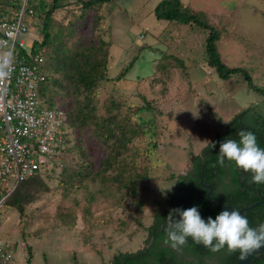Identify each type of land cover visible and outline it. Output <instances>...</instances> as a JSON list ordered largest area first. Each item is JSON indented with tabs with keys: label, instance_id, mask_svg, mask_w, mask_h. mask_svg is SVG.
I'll return each instance as SVG.
<instances>
[{
	"label": "rangeland",
	"instance_id": "obj_1",
	"mask_svg": "<svg viewBox=\"0 0 264 264\" xmlns=\"http://www.w3.org/2000/svg\"><path fill=\"white\" fill-rule=\"evenodd\" d=\"M160 1L111 0L101 9L103 20L96 34L92 31V19L82 30L83 34L92 38L100 35L111 42L108 79L102 82L96 94L100 112L105 111L104 105L112 98L123 102L128 109L145 107L147 100L153 103L154 110L135 115L138 119L153 117L151 121L155 124L149 127L145 135L135 138L133 146L139 153L130 157L136 162L135 168L149 176V179L141 182L140 194L128 207L141 223L130 224L125 232L116 231L113 226L119 225L117 217L128 216L129 212L125 204L114 205L117 197L113 195L117 185L106 187L111 182L103 184V176L97 174L107 154L105 147L89 130L79 132V137L71 132L67 142L72 149L64 153L60 168L69 162H78L75 168L91 163L92 178L81 188L71 190L67 196L60 185L61 175L51 180L44 178L49 190L41 194L39 213L30 219L27 226V222L20 223L17 212L8 210L3 215L1 211L3 233L12 235L13 228L16 234L19 231L22 234L26 229L27 238L32 233L31 264H78L87 261L85 253L50 248L51 243L48 242L52 232L60 229L71 231V226L55 222L49 232L42 230L48 229V217L67 218V214L77 216L78 224L74 229L79 234L76 237L86 246L97 250V256L102 259L112 252L136 251L143 247L146 227L157 210L167 205L169 194L175 187L176 179L172 176L191 168L190 152L201 153L226 125L223 120L230 121L243 108L256 104L264 112V96L251 89L243 76L224 80L214 68L209 67L202 28L170 23L156 17L154 8ZM45 2L49 4L52 0H39L37 6L42 8L41 4L46 5ZM182 2L194 10L206 12L210 22L221 27L223 35L218 47L223 60L231 67L246 68L254 81L264 88V0ZM54 15L61 19L65 16V10H58ZM39 19L36 17L34 32L26 36L28 43L33 39L43 40L44 19ZM134 59V66L125 78L119 79L121 72ZM49 98L51 102L48 105L64 108L62 100L50 95ZM74 158L76 162L72 161ZM115 173L112 170L105 175L109 177ZM138 201L142 203L141 212L136 210ZM45 236L47 239L42 238ZM3 237L14 241L18 235ZM85 240L89 241L86 243ZM34 241L39 243L35 245ZM26 257L28 261L27 253ZM15 262L19 264L18 259ZM25 263L26 259L22 264ZM87 263L95 264L94 258Z\"/></svg>",
	"mask_w": 264,
	"mask_h": 264
},
{
	"label": "trees",
	"instance_id": "obj_2",
	"mask_svg": "<svg viewBox=\"0 0 264 264\" xmlns=\"http://www.w3.org/2000/svg\"><path fill=\"white\" fill-rule=\"evenodd\" d=\"M110 1L52 0L49 4L45 2L46 5L42 3V8L36 4L37 19H44L43 40L35 41L32 48L35 53L44 51L46 58L48 81L44 84L42 96L47 104L51 102L49 95L62 100L68 115L66 128L69 130L66 131L63 151L69 153L72 149L67 142L71 132L79 137V132L89 130L93 137L104 145L107 154L97 174L103 176L101 178L103 184L111 182L106 187L117 185L113 195L117 197L114 205L125 204L129 214L118 216L116 221L119 225L113 227L116 231L125 232L130 224L141 223L128 207L140 194L141 182L149 179L148 174L135 168L136 162L130 160L131 156L139 153L133 142L135 138L145 135L155 122L151 121L153 117L135 118L140 112L154 110L153 103L149 100L145 107L128 109L123 102L112 98L104 105L105 111L100 112L96 94L102 82L108 79L111 42L100 35L92 38L83 34L82 30L92 19V31L96 34L103 20L101 9ZM20 2L21 0H0V20L10 8H18ZM58 10H65V16L61 19L55 18L54 14ZM154 12L160 20L202 28L205 33L204 49L209 67L214 68L218 76L224 80L243 76L251 89L264 96V88L254 81L246 68L231 67L223 60L217 46L223 31L221 27L210 22L206 12L194 10L182 0H162L154 8ZM134 62L135 59L121 72L119 79L125 78ZM159 65L161 67V63ZM230 121V124H226L216 133L214 139L201 153L190 152L191 168L187 172L172 176L176 179L175 187L169 194L167 205L157 210L152 223L146 227L145 245L136 251H121L109 263L103 264H237L240 259L239 251L229 254L226 247L219 252H212L202 245L193 243L189 238L182 250L175 251L162 242L166 236L164 231L166 218L172 209L196 206L205 221L208 217L215 219L220 210L208 199L209 195L219 204L232 205L238 209L259 203L253 208L246 209L242 215L248 219L250 227L255 228L264 223V184H251L252 174L237 168L234 162L227 159L224 166L216 164L220 143L226 139L239 141L237 132L241 129L253 132L257 144L264 149V112L258 105L251 104L236 113ZM78 147L81 149L80 145ZM76 160L74 158L72 161ZM77 163L69 162L61 168L58 165L49 166L20 182L15 189L9 182L0 183V219L1 211L6 215L8 210H13L19 214L20 223L27 222V226L30 219L39 213L41 194L49 190L48 182L44 178L51 180L52 177L61 175L60 185L65 189V196L71 190L84 186L86 181L92 178L91 163L75 168ZM112 170L116 171L114 175L109 177L105 175ZM118 194H121L120 197ZM135 206L136 210L141 212L142 203L138 201ZM66 217L62 216L59 219L48 217L46 221L48 229L42 230L49 232L55 222H60L63 226L77 227L76 215L67 214ZM83 218L86 222L84 215ZM109 220L113 221L111 217ZM0 234L5 237L18 235L16 241L29 245L28 254L32 255L33 246L30 242L33 240L32 233L28 234L27 238L26 229L22 234L20 231L16 234L13 228L11 235L8 232L3 233L0 225ZM30 258L28 256L26 263L31 264ZM250 264H264V252L255 255Z\"/></svg>",
	"mask_w": 264,
	"mask_h": 264
},
{
	"label": "built area",
	"instance_id": "obj_3",
	"mask_svg": "<svg viewBox=\"0 0 264 264\" xmlns=\"http://www.w3.org/2000/svg\"><path fill=\"white\" fill-rule=\"evenodd\" d=\"M21 0L0 20V183L18 184L63 160L68 115L65 108L49 106L42 96L47 83L44 51L35 53L36 4ZM142 37H145L142 35ZM15 241L0 235V264H15Z\"/></svg>",
	"mask_w": 264,
	"mask_h": 264
},
{
	"label": "clouds",
	"instance_id": "obj_4",
	"mask_svg": "<svg viewBox=\"0 0 264 264\" xmlns=\"http://www.w3.org/2000/svg\"><path fill=\"white\" fill-rule=\"evenodd\" d=\"M6 65L5 59L0 64V75L5 74L3 69ZM223 122L231 123L229 120ZM237 136L239 141L226 139L220 143L216 164L224 166L227 159L234 162L237 168L252 174L251 184H264V149L257 144L256 136L251 131L241 129ZM174 216L179 218L175 219ZM166 221V236L162 242L175 251L182 250L191 238L193 243L212 252H219L225 247L229 254L239 251V258L243 261L254 251L264 247V223L255 228L250 227L248 219L235 207L225 208L215 219L208 217L207 221L201 217L196 206L175 208L170 211Z\"/></svg>",
	"mask_w": 264,
	"mask_h": 264
},
{
	"label": "crops",
	"instance_id": "obj_5",
	"mask_svg": "<svg viewBox=\"0 0 264 264\" xmlns=\"http://www.w3.org/2000/svg\"><path fill=\"white\" fill-rule=\"evenodd\" d=\"M217 46H218V43H217ZM218 50H219V47H218ZM234 67H236V66H234ZM58 229H60V228H58ZM77 234H79V231H77L74 228H72L71 231H66V230H63V229H60V231L59 230L53 231L52 234L50 235V239H49V242H48L49 244L51 243L50 244V248L51 247H54V248L58 247V248L66 249V250H68V252L73 251V252L85 253L87 255V257H86L87 261L83 262V263L90 262V258H94L95 264L109 263L113 259V257L116 254H118V253L114 254L112 252L111 254H108L107 258H103L102 259L101 257L97 256V254H98L97 250H95L94 248H90L89 246H86V244H84L81 240H79L76 237ZM42 238L47 239L46 236L42 237ZM14 241L16 242V245L13 248L14 249L15 260L18 259L19 264H22L24 259H26V261H27L26 253L28 254V252H29V250H28L29 245H27L25 242H22V241H18V242L16 240H14ZM87 241H89V240H85L86 243H87ZM38 243L35 242L34 244L36 245ZM115 243H117V242L115 241ZM41 244H39V245H41ZM110 245H111V242H110ZM26 247H27V249H26ZM37 247H39V246H37ZM121 251H125V250H121ZM55 255H61V254L55 253ZM28 256H29V258L30 257L32 258L33 253H32V255L28 254ZM31 258H30V262H31ZM80 263H82V262H80ZM15 264H17V262H15ZM87 264H89V263H87Z\"/></svg>",
	"mask_w": 264,
	"mask_h": 264
},
{
	"label": "water",
	"instance_id": "obj_6",
	"mask_svg": "<svg viewBox=\"0 0 264 264\" xmlns=\"http://www.w3.org/2000/svg\"><path fill=\"white\" fill-rule=\"evenodd\" d=\"M208 199L218 207V209L220 210V212L223 211L225 208L232 209V208L235 207V206H232V205H222V204H219V203H217L216 201L212 200L211 197H210V195L208 196ZM258 204H259V203H255L254 205H251V206H249V207H247V208H242V209H240V211H241V213H243L246 209L253 208V207L257 206ZM235 208H237V207H235ZM237 209H238V208H237ZM260 252H264V247H261L260 249L254 251L251 255H249V256L247 257L246 260L241 261V260L239 259V261L237 262V264H250L251 261H252V259H253V257H254L255 255L259 254Z\"/></svg>",
	"mask_w": 264,
	"mask_h": 264
}]
</instances>
